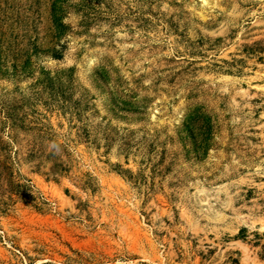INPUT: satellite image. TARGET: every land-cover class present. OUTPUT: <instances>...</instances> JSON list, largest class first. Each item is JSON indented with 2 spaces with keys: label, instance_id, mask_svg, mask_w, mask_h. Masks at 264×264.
Returning a JSON list of instances; mask_svg holds the SVG:
<instances>
[{
  "label": "rangeland",
  "instance_id": "374dc122",
  "mask_svg": "<svg viewBox=\"0 0 264 264\" xmlns=\"http://www.w3.org/2000/svg\"><path fill=\"white\" fill-rule=\"evenodd\" d=\"M0 264H264V0H0Z\"/></svg>",
  "mask_w": 264,
  "mask_h": 264
}]
</instances>
